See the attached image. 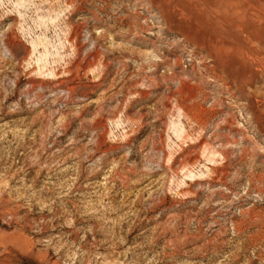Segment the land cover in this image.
Masks as SVG:
<instances>
[{"label": "rangeland", "instance_id": "374dc122", "mask_svg": "<svg viewBox=\"0 0 264 264\" xmlns=\"http://www.w3.org/2000/svg\"><path fill=\"white\" fill-rule=\"evenodd\" d=\"M0 264H264V0H0Z\"/></svg>", "mask_w": 264, "mask_h": 264}]
</instances>
